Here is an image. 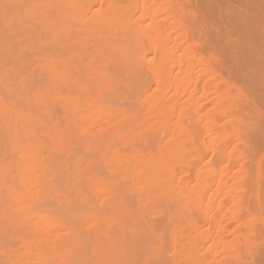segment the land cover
Masks as SVG:
<instances>
[{
	"label": "rangeland",
	"instance_id": "rangeland-1",
	"mask_svg": "<svg viewBox=\"0 0 264 264\" xmlns=\"http://www.w3.org/2000/svg\"><path fill=\"white\" fill-rule=\"evenodd\" d=\"M18 1L0 0V91H4L0 96L7 97L5 100L9 103L16 102L24 111L31 110L41 122L35 125L39 143L35 152L40 157L36 164L40 167L36 176L31 177L34 184L29 188L31 193L38 191L35 201L39 204L35 203L34 209L49 215L57 224L51 226L49 221L42 222L41 218L25 215L20 210L24 215L16 214L23 217L15 220L18 209L3 193L0 196V264H264V0H145L151 8L146 14L141 10L143 0H128L131 8L128 19L144 31L140 35L144 48L138 71L123 67L119 53L111 52L105 44L115 34L119 40L123 38L126 21L114 19L98 25L110 0H29L40 17V23L29 25L30 31L14 26V19L11 21ZM165 1L172 2V9L163 5ZM152 41L170 51L171 88L165 95V103L172 111L169 128L170 123L176 122L179 110L184 111L182 123L190 128L198 150L196 156L187 153L185 164L174 169L178 179L174 181H188V192L196 198L191 208L184 202H174L172 193L176 188L163 194L165 200L162 194L163 198L158 199L157 189H145L142 177L137 181L140 176H147L148 171L142 166V155H133L130 146L139 149L141 142L148 140V146L152 145L155 152L164 151L170 137L169 128L161 136L155 131L157 123L150 120L152 116H146L157 96L153 67L158 65L159 55L154 53ZM24 43L31 46H25L27 51ZM193 54V66L185 79L184 61ZM79 59L88 71L82 64L79 66ZM98 73L110 80L100 79ZM223 90L229 91V100L221 98ZM74 103L80 108L78 115L71 109L70 104ZM111 106L134 110L139 117L135 127L139 132L135 131L133 138L122 140L116 136L115 128L126 130L123 129L126 124L117 118ZM103 115L113 121L106 122ZM209 117L214 121L212 132L207 131ZM0 120L3 121L0 124V181L30 195L25 177L18 172L23 160L20 161L21 152L13 144L10 124L2 117ZM53 125L62 133L57 141L46 129ZM46 194L53 196V203L45 198ZM158 200H163L161 203L166 209H161ZM172 202L176 204L174 208L170 206ZM9 206L14 210H9ZM167 206L172 212H168ZM74 210L76 214L72 213ZM161 213L164 214L161 216ZM112 214L117 215L114 218ZM186 214L187 221L196 220L197 231L185 224L188 223ZM103 215L111 222L104 220V223ZM30 251L29 255L34 256L27 254ZM55 254L60 258L56 259Z\"/></svg>",
	"mask_w": 264,
	"mask_h": 264
},
{
	"label": "bare ground",
	"instance_id": "bare-ground-1",
	"mask_svg": "<svg viewBox=\"0 0 264 264\" xmlns=\"http://www.w3.org/2000/svg\"><path fill=\"white\" fill-rule=\"evenodd\" d=\"M168 1H170V0H168ZM168 1H165V3L163 4L164 6H169L171 9H172V7L170 6V4L172 3H170V2H168ZM13 6H14V3L12 4ZM15 5H16V3H15ZM18 6L15 8V15H13L12 16V22H14L15 21V23H16V25H14V26H17V27H19L20 29H24V28H26L27 29V31L29 30L30 31V29H29V25L30 24H35V23H40V17H39V11H38V9L37 8H35L31 3H30V1L29 0H19L18 1V4H17ZM173 5V4H172ZM9 6V5H8ZM8 6H5L6 8H8ZM12 6V7H13ZM10 7V6H9ZM11 10V9H10ZM13 10V9H12ZM141 10H142V12L143 13H150L151 12V8H150V6L149 5H147V3L145 2V0H143V2L141 3ZM12 12V11H11ZM130 12H131V8H130V2L128 1V0H110V2L108 3V9H107V12L106 13H104L100 18H99V20H98V25H105V24H107V23H111L112 22V20H114V19H118V21H121V20H126L124 23V26H125V28H122V31H123V33H122V36H123V38H121L120 40H119V38H117L116 37V34H115V36H112L111 37V39H109L111 42H107V43H105L106 44V46L110 49V51L111 52H118L119 53V55H120V58H122V64H123V67H125V68H127L128 70H132V71H138L139 70V63H138V61H139V57H140V55H141V52H142V50H143V48H144V45H143V43H142V40H141V33H143L144 31H143V29H142V27L139 25V24H137L136 22H131V20H129L128 19V17H129V14H130ZM3 13V12H2ZM12 13H14V11L12 12ZM7 14H8V11H7ZM10 15H11V13H9ZM36 14V15H35ZM5 15V14H4ZM3 15V16H4ZM9 15V16H10ZM7 19V18H6ZM13 19H14V21H13ZM9 20V19H8ZM36 21V22H35ZM9 23V22H8ZM1 25V24H0ZM3 25V24H2ZM5 25V24H4ZM1 27V26H0ZM7 27H8V25H7ZM9 28V27H8ZM12 29V28H11ZM15 29V28H14ZM6 30V29H5ZM8 31V30H7ZM12 30H10L9 32H11ZM14 31V30H13ZM34 32V31H33ZM6 34L8 33V32H5ZM15 33H17V32H15ZM26 33V32H25ZM3 36H4V34H3ZM6 36H9L8 34L6 35ZM30 36V35H29ZM10 37H11V33H10ZM9 37V38H10ZM34 37V36H33ZM3 38V37H2ZM12 38V37H11ZM19 38V37H18ZM7 39V38H6ZM14 39H16V38H14ZM14 39H12V40H14ZM25 39H26V37H25ZM18 40V39H17ZM32 40V39H31ZM0 41H1V39H0ZM26 42H28L27 40H25ZM25 41H23V42H25ZM2 42V41H1ZM17 42V41H16ZM21 42H22V39H21ZM12 43V42H11ZM18 43V42H17ZM16 43V44H17ZM29 43H30V41H29ZM15 44V45H16ZM13 45V44H12ZM15 45H13V46H15ZM18 45V44H17ZM16 45V46H17ZM21 45V44H20ZM28 45V46H27ZM27 45H25V43H24V47L26 46V47H31V46H29L30 44H27ZM8 46V45H7ZM15 46V47H16ZM15 47H12V48H15ZM18 48H20L19 46H17ZM16 47V48H17ZM25 47V50L27 51V48ZM15 48V49H16ZM152 49H153V51H154V53H157L158 55H159V63H158V65H157V67L156 66H154L153 68H154V70H155V74H156V91H157V96L155 97V99L153 100V106H152V108L151 109H149V112H147L146 113V116L148 115V116H152L151 118H150V120L152 119V120H154L156 123V127H155V131L157 132V133H159V134H161V133H163V130L164 129H167V128H169V118H171V115H172V111H171V108L170 107H168V104H166L165 103V95H166V92L171 88V80H170V74H171V68H170V63H171V61H170V54H169V49H167V48H165V46H163V45H161V44H159L158 42H156V41H152ZM14 50V49H13ZM18 49H16L15 51L16 52H19L18 53V55L21 53L20 51H17ZM21 50H22V48H21ZM25 51V52H26ZM8 53V52H7ZM11 53V52H10ZM14 53V52H13ZM1 54H3V53H1ZM5 54V53H4ZM15 54H17V53H15ZM14 55V54H13ZM21 55V54H20ZM4 56V55H3ZM8 56H9V54H8ZM7 56V57H8ZM21 56H24V55H21ZM142 56V55H141ZM18 57V56H17ZM25 57V56H24ZM23 57V58H24ZM9 58V57H8ZM14 58H16V57H14ZM20 58V57H19ZM18 58V59H19ZM195 58V55L193 54V55H191L187 60H185L184 61V65L183 66H185V71H184V78L186 79V74H187V72L192 68V61H193V59ZM199 58V60H201L202 59V57H198ZM204 58V57H203ZM22 60V59H21ZM198 60V61H199ZM204 60H205V58H204ZM1 61V60H0ZM7 61V60H6ZM5 61V62H6ZM15 61V60H14ZM17 61V60H16ZM22 61H24V63H25V59H23ZM79 62H80V64H79V66L82 64V68H86L87 67V65L86 64H83L84 62L82 61V59H79ZM9 64V63H8ZM3 65V64H2ZM5 65V64H4ZM14 66V65H13ZM22 66H25V64L24 65H22ZM19 67V66H18ZM21 69H22V67H21ZM24 70H25V68H24ZM26 70H27V67H26ZM81 70V69H80ZM82 70H84V69H82ZM86 71H88L87 70V68L85 69ZM84 70V72L86 73V71ZM153 70V69H152ZM20 71V70H19ZM28 71V70H27ZM23 74H25V72L23 73ZM101 74H103V73H101ZM101 74H99L98 73V76H100L101 78L100 79H103L104 81H106L107 82V80H110V78L109 77H107V75H101ZM22 76H25V75H22ZM85 76H87V77H89L88 76V74H86ZM18 77V76H17ZM85 79H86V77H85ZM12 80V79H11ZM103 80H101V81H103ZM186 81V80H185ZM28 82V81H27ZM12 83V82H11ZM30 83V82H29ZM92 84V83H91ZM186 84V83H185ZM189 84V83H188ZM14 85V84H13ZM31 85V84H30ZM84 85H87V84H84ZM41 86V85H40ZM83 86V85H82ZM186 86H187V84L186 85H184L183 86V88H185L186 89ZM85 87V86H84ZM93 87V86H92ZM227 87H229V85L227 86ZM226 87V88H227ZM1 88V87H0ZM32 88V87H31ZM35 88V87H34ZM34 88H32V90L34 89ZM86 88V87H85ZM115 88V87H114ZM113 88V89H114ZM87 90V89H86ZM86 90H84V91H86ZM98 90V89H97ZM116 90V89H115ZM141 90H142V88H141ZM177 90V89H176ZM227 90V89H226ZM222 91L220 94H221V98H225L226 100H229L228 99V96H229V91L227 92V91ZM237 90V89H236ZM17 92V91H16ZM49 92V91H48ZM47 92V93H48ZM109 92H111V90L109 91ZM116 92V91H115ZM142 92V91H141ZM194 92V91H193ZM3 93V95H4V91L2 92ZM1 93V91H0V95L2 94ZM45 94V93H44ZM49 94H51V92H49ZM83 94H85L86 95V93H83ZM109 94V93H108ZM192 93H190V95H191ZM34 95H35V92H34ZM39 94H36V96H38ZM88 95V94H87ZM112 95V94H111ZM114 95H115V93H114ZM10 96L11 95H9V98H10ZM15 96V95H14ZM35 96V97H36ZM41 96V95H40ZM120 96H121V94H120ZM118 97H119V95H118ZM38 98H39V96H38ZM83 98V97H82ZM107 99H108V97H106ZM114 98V97H113ZM123 97H121V99H122ZM5 99H7V97L6 98H3L2 96H0V116L4 119V120H6L9 124H10V126L9 127H11V134H12V141H13V144H14V146L15 147H17L18 148V150L21 152V153H19L20 155H21V157L22 158H20V161H21V159L23 160V167H21L22 169H21V171H18V172H20L19 174L21 175V176H24L25 177V182L27 183V185H26V183H25V186H28V188L29 187H33L32 186V184H34L33 183V179L32 178H34L33 176L37 173V171H38V168L40 167V166H38L36 163H37V160L38 159H40V157H39V154L38 153H36L35 152V149H36V146H39V143H37V138H36V133H35V125H36V123H41L38 119H37V117L36 116H34L33 114H31L30 113V111H24V110H22L20 107H17V103L15 102V103H9L8 102V100H5ZM106 100V99H105ZM126 101V100H125ZM124 101V102H125ZM78 102V101H77ZM99 103H101V100H100V102ZM106 103V102H105ZM110 103V102H109ZM112 103V102H111ZM16 104V105H15ZM40 104V103H39ZM113 104H114V102H113ZM112 104V105H113ZM20 105V104H19ZM115 105V104H114ZM118 105V104H117ZM117 105H115L116 107H117ZM119 105H121V104H119ZM70 106H71V109L74 111V113L76 114V115H78L80 112V108H79V106L77 105V104H70ZM123 106V105H122ZM23 107V106H22ZM25 107V106H24ZM90 107V106H89ZM114 108V107H112L111 106V110L113 111V112H115V114L117 113V115H118V117L117 118H119V119H121L123 122H125V126H123L124 128L123 129H126V130H120V129H118V128H115V130H114V133L116 134V136H118L119 138H127V140L128 139H131V136H132V138H133V136L135 135V127L137 126V123H139V117L136 115V113L135 112H133V111H131V110H121V109H119V108ZM120 107V106H119ZM30 108H31V106H30ZM130 108V107H129ZM196 108V107H195ZM32 109V108H31ZM92 109V108H91ZM25 110H26V108H25ZM196 111H197V109H195ZM89 111V110H88ZM96 111V110H95ZM97 112H99V111H97ZM33 113V112H32ZM82 113H84V112H82ZM98 116V115H97ZM104 116V115H103ZM183 116H186V113H184V111L182 112V110H179V112L177 113V120H176V122H172V123H170L171 125H170V134H169V139H168V142H167V146L165 147V148H163V150L164 151H159V150H157V152H155L154 150H156V149H154L153 147H152V145H150V146H148V144H147V142H148V140H143V142H141L140 141V139H139V141L142 143V146H141V144H140V146L141 147H139V149L138 148H134V147H132V145L130 146L131 147V152H133V155L135 154V153H137V154H140V156L142 157V160H143V165L142 166H144V168L148 171V175L147 176H145L144 178H143V176H140L139 178H138V180L137 181H139V179L142 177V185L144 186V188L145 189H147V190H153L154 189V191H155V189H157V194L160 192V196L159 195H157L158 196V199H161V198H163L164 197V193H168V192H170L171 193V191L174 189L175 190V188H176V191L174 192L173 191V195L175 196L173 199H175V203H177V204H179V202H184L187 206H191L192 207V205H194L197 201H196V198L193 196V195H191L189 192H188V189H187V185H188V181L186 182V181H183V182H175L174 181V179H175V166L177 165H179V164H185V155L187 154V153H192L191 155L192 156H196L197 155V153H198V150H197V147H196V144H195V140H194V137H193V134L189 131V129L187 128V126L184 124V123H182V121H185V120H183ZM0 117V118H1ZM36 117V118H35ZM96 117V116H95ZM106 122H112L109 118H107V117H102ZM116 118V117H115ZM43 119V118H42ZM49 119L51 120L52 118L51 117H49ZM102 119V121H104ZM118 119V120H119ZM209 119V128L207 129V131L208 132H212L213 130H212V128H211V126L214 124V121H213V119L212 118H208ZM79 119L77 118V120L76 121H78ZM114 120H116V119H114ZM147 120V119H146ZM1 121V120H0ZM238 121V120H237ZM3 122V121H2ZM2 122H0V124L2 123ZM45 122V121H44ZM51 122V121H50ZM80 122V121H79ZM79 122H77V123H79ZM149 122V121H148ZM85 123H87V120H85ZM84 123V124H85ZM88 123H90L89 121H88ZM115 123V122H114ZM50 124H52V123H50ZM83 124V125H84ZM91 124V123H90ZM147 124V123H146ZM186 124H187V121H186ZM80 125H81V122H80ZM89 125V124H88ZM87 125V126H88ZM100 125H101V123H100ZM105 125H106V123H105ZM118 125V124H117ZM153 125V124H152ZM43 126H45V125H43ZM82 126V125H81ZM90 126V125H89ZM92 126V125H91ZM126 126H128L127 128H125ZM142 126H143V124H142ZM155 126V125H154ZM153 126V127H154ZM84 127H85V125H84ZM106 127V126H105ZM144 127V126H143ZM87 128V127H86ZM91 128V127H90ZM151 128V127H150ZM37 129V128H36ZM47 130H48V132L51 134L50 136L52 137H54L55 136V138H56V141H57V139H58V137H61V135H62V133L61 134H59V130H58V128H57V126H55V125H53V126H51V127H48V128H46ZM78 129H80V127L78 128ZM153 129V128H152ZM152 129L150 130V133H151V131H152ZM144 130V129H143ZM87 131V130H86ZM138 131V130H137ZM136 131V132H137ZM142 131V130H141ZM88 132H89V129H88ZM139 132V131H138ZM143 133H144V131H142ZM90 133V132H89ZM153 133H154V131H153ZM110 134V133H109ZM143 135V134H142ZM158 135V134H157ZM156 135V136H157ZM163 134H161V136H162ZM73 136H74V134H73ZM128 136V137H127ZM144 136H145V134H144ZM40 137V136H39ZM140 137V136H139ZM138 137V138H139ZM160 137V136H159ZM4 138V137H3ZM114 138V137H113ZM42 139V138H41ZM44 139H46L45 137H44ZM52 139V138H51ZM80 139V138H79ZM120 139V140H121ZM135 139H136V137H135ZM5 140V139H4ZM54 140V138L52 139V141ZM123 140V139H122ZM125 140V139H124ZM46 141V140H45ZM51 141V142H52ZM55 141V142H56ZM116 141V140H115ZM114 141V142H115ZM136 141V140H135ZM145 141V142H144ZM3 142H5V141H3ZM8 142V141H7ZM127 142V141H126ZM139 142V143H140ZM53 143H54V141H53ZM111 143V142H110ZM116 143H118V141L116 142ZM151 143H153V141H151ZM156 143H157V141H156ZM81 144V143H80ZM121 144V143H120ZM123 144V146H124V144H125V142H123L122 143ZM134 144V143H133ZM137 144V143H136ZM135 144V145H136ZM83 145H84V143H83ZM100 145V144H99ZM154 145V144H153ZM86 146H87V144H86ZM91 146V145H90ZM98 146V145H97ZM57 147V146H56ZM113 147V146H112ZM111 147V148H112ZM136 147V146H135ZM92 148V147H91ZM90 149V148H89ZM113 149V148H112ZM120 149V148H119ZM123 149H124V147H123ZM126 149V148H125ZM127 149H128V147H127ZM127 149L126 150H124L125 151V153L127 152ZM154 149V150H153ZM159 149H160V147H159ZM162 149V148H161ZM101 150H103V149H101ZM49 151V150H48ZM122 151V150H121ZM123 151V152H124ZM68 152V151H67ZM112 154H115L114 152H111ZM128 153V152H127ZM107 154V153H106ZM110 154V153H109ZM132 154V153H131ZM130 154V155H131ZM145 155V156H144ZM117 156V155H116ZM115 156V157H116ZM124 155H122V157H123ZM50 157V156H49ZM94 157H96V155L95 156H93V158ZM190 157V156H189ZM50 158H52V157H50ZM69 158H71V157H69ZM92 158V157H91ZM117 158V157H116ZM191 158V157H190ZM189 158V159H190ZM68 159V158H67ZM66 159V160H67ZM81 159V158H80ZM112 159H113V157H112ZM51 160H53L52 162H54L55 160L52 158ZM71 160H73V158H71ZM92 160V159H91ZM114 160H115V158H114ZM138 160V159H137ZM141 160V159H140ZM139 160V161H140ZM79 161V160H78ZM190 161V160H189ZM95 162V161H94ZM116 162V161H115ZM121 162V161H120ZM130 162H131V160H130ZM129 162V163H130ZM41 163V162H40ZM132 163H134V162H132ZM136 163V162H135ZM137 163H138V161H137ZM137 163L136 164H134V166H136V168L138 167L137 166ZM140 163V162H139ZM57 165V164H56ZM93 165H95V164H93ZM120 165V164H119ZM125 165V164H124ZM130 165V164H129ZM109 166H111V165H109ZM113 166V165H112ZM131 166H132V164H131ZM95 167H96V165H95ZM95 167H93V168H95ZM185 169H187V168H185ZM41 172L43 173V169H42V167H41ZM54 170H56V169H54ZM62 172L63 173V171H60V170H58L57 169V172ZM96 171V170H95ZM45 172H47V171H45ZM74 173V172H73ZM56 174V173H55ZM59 173H57V175H58ZM65 174V173H64ZM63 174V175H64ZM75 174V173H74ZM63 175H61V176H63ZM66 175V174H65ZM99 175V174H98ZM108 175V174H107ZM144 175V174H143ZM36 176V175H35ZM104 176H106V175H104ZM221 176H222V174H221ZM32 177V178H31ZM65 177V176H64ZM64 177H62V179L64 180ZM70 177V176H69ZM23 178V177H22ZM105 178H107V176L105 177ZM24 179V178H23ZM68 179V178H67ZM112 179V178H111ZM116 179V178H115ZM185 179V178H184ZM5 180H6V177H5ZM17 180V179H16ZM35 180V179H34ZM69 180H71V179H69ZM97 180V179H96ZM106 180H108V179H106ZM175 180H178V179H175ZM36 181V180H35ZM111 181V180H110ZM182 181V180H181ZM10 182V181H9ZM67 182H69V181H67ZM66 182V183H67ZM107 182V181H106ZM109 182V181H108ZM24 183V182H23ZM48 183V182H47ZM47 183H46V185H47ZM120 183V182H119ZM119 183H118V185H119ZM135 183H137V182H135ZM139 183V182H138ZM137 183V184H138ZM14 184V183H13ZM52 184V183H51ZM98 184V183H97ZM136 184V185H137ZM71 185H72V183H71ZM125 185H127V184H125ZM134 185V184H133ZM102 186V185H101ZM122 186H123V183H122ZM128 186V185H127ZM137 186H139V184L137 185ZM136 186V187H137ZM53 187V186H52ZM109 187V186H108ZM119 187V186H118ZM131 187H134V188H136L135 186H131ZM142 187V186H141ZM26 188V187H25ZM54 188H55V186H54ZM113 188V187H112ZM123 188H124V186H123ZM138 189H140L139 187H137ZM130 189H133V188H130ZM143 189V188H142ZM29 190V192H30V188L28 189ZM31 190H33V189H31ZM112 190H114V189H112ZM119 190H120V188H119ZM126 190V189H125ZM141 190V189H140ZM139 190V191H140ZM56 191V190H55ZM102 191V190H101ZM124 191V190H123ZM131 191H133V190H131ZM38 192V191H37ZM37 192L36 191H32V193L29 195V194H26V193H24V192H22V191H20V190H18L15 186H13V185H7V184H5L4 182H1L0 181V196H3V193H4V195H5V198L7 197V200H9V202H10V204H12L13 206H14V208L15 209H18V211L17 210H15V211H17V213H14L15 214V220H19L20 218H22V217H17V216H20L21 215V213H20V211H24L25 212V215H31V216H33V215H35L38 219H40L42 222H45L46 223V221L48 222H50L51 224V226H55L57 223H56V221H54V219L52 218V217H50L49 215H45V214H43L40 210H36V209H34V204L36 203V205H38L39 203L38 202H36L35 200L37 199V197H38V194H37ZM48 192V191H47ZM54 192V191H53ZM126 192V191H125ZM46 193V192H45ZM60 193V192H59ZM120 193V192H119ZM143 193V192H142ZM146 193V192H145ZM156 193V192H155ZM51 194V193H50ZM49 194V196L48 197H45V198H48L50 201H52V200H54V198H52L53 196L52 195H50ZM100 194V193H99ZM103 194V193H102ZM105 194V193H104ZM111 194V193H110ZM113 195H115L114 193H112ZM111 194V195H112ZM163 195V197H162V195ZM68 195V194H67ZM101 195V194H100ZM140 195V194H139ZM142 195V194H141ZM144 195V194H143ZM149 195V194H148ZM52 196V197H51ZM149 196H152V195H149ZM59 198H60V196H58ZM71 197V196H70ZM106 197V196H105ZM111 197V196H110ZM129 197V196H128ZM0 198H2V197H0ZM52 198V199H51ZM132 198V197H131ZM143 198V197H142ZM258 198V197H257ZM62 199H64L65 200V198L63 197ZM61 199V200H62ZM168 198L166 197V200H167ZM236 199V198H235ZM237 199H239V198H237ZM6 200V199H5ZM44 200H46V199H44ZM60 200V199H59ZM58 200V201H59ZM120 200V199H119ZM137 200V199H136ZM136 200H134V201H136ZM143 200H144V198H143ZM164 200H165V197H164ZM1 201V200H0ZM47 201V200H46ZM49 201V202H50ZM130 201V200H129ZM140 201H141V199H140ZM159 201V200H158ZM163 200H161V201H159L160 202V204H162V208L161 209H166L165 207V205H167V204H164V206L165 207H163V203H161ZM168 201V203H170L169 202V199L167 200ZM45 202V201H44ZM48 201H47V203H49ZM64 202V201H63ZM144 202H146L145 200H144ZM165 202V201H164ZM174 202H172L171 204L172 205H170V206H172L173 208H174ZM237 202V201H236ZM38 203V204H37ZM52 203H53V201H52ZM116 203V202H115ZM132 203V202H131ZM49 204H51V203H49ZM56 204V203H55ZM144 204V203H143ZM146 204V203H145ZM159 204V205H160ZM6 205V204H5ZM46 205V204H45ZM52 205V204H51ZM109 205V204H108ZM112 205V204H111ZM110 205V206H111ZM176 205V204H175ZM7 206V205H6ZM12 206V207H13ZM41 206H42V204H41ZM44 206V205H43ZM50 206V205H49ZM53 206H54V204H53ZM126 206V205H125ZM154 206V205H153ZM152 206V207H153ZM156 206H157V204H156ZM161 206V205H160ZM159 206V207H160ZM179 206V205H178ZM11 206H9V208H10ZM69 207V208H68ZM67 207V209L68 210H70V206H68ZM73 207H74V205H73ZM72 207V208H73ZM146 207V206H145ZM148 207H149V205H148ZM190 207V208H191ZM6 208V207H5ZM14 208H10L9 210H11V209H13L14 210ZM46 208V207H45ZM54 208V207H53ZM76 208V207H75ZM85 208V207H84ZM117 208V207H116ZM124 208V207H123ZM39 209V208H38ZM94 209V208H93ZM148 209H150V211L152 210L151 209V205H150V207L148 208ZM161 209H158V210H161ZM167 209L169 210H167L168 212H172L171 211V209H169L168 208V206H167ZM186 209V208H185ZM20 210V211H19ZM52 210V209H51ZM55 211H56V209H54ZM77 210V209H76ZM76 210H74L72 213H74ZM102 210L104 211V209L102 208ZM116 210V209H115ZM158 210H156L157 212H158ZM175 211H177L176 209H174ZM14 211V212H15ZM47 211V210H46ZM55 211H54V213H55ZM91 211H92V209H91ZM101 211V210H100ZM106 211V210H105ZM109 212H110V210H108ZM118 211V210H117ZM124 211V210H123ZM166 210H163L162 212H165ZM174 211V212H175ZM20 214H19V213ZM57 212V211H56ZM64 212V211H63ZM66 212V211H65ZM99 212V211H98ZM97 212V213H98ZM109 212H106V213H109ZM114 212V211H113ZM120 212V211H119ZM135 212V211H134ZM143 212V211H142ZM147 212V211H146ZM145 212V213H146ZM5 213V212H4ZM105 213V214H106ZM112 213V212H111ZM128 213V212H127ZM152 213H154V210H153V212ZM160 213V212H159ZM159 213H158V215H159ZM184 213H187V212H184ZM246 213H247V211H246ZM250 213V212H249ZM16 214H17V216H16ZM23 214V213H22ZM51 214V213H50ZM53 214V213H52ZM58 214V213H57ZM69 214V213H68ZM74 214H76V213H74ZM78 214V213H77ZM84 214V213H83ZM82 214V215H83ZM99 214H100V212H99ZM103 214V213H102ZM118 214V213H117ZM116 214V215H117ZM120 214V213H119ZM162 214H164V213H161V216H162ZM174 214H176V213H174ZM189 214H191V211L189 212ZM24 215V214H23ZM54 215V214H53ZM72 215V214H71ZM113 215H115V214H112L111 216H113ZM116 215H115V217H116ZM124 215V214H123ZM128 215V214H127ZM126 215V216H127ZM130 215V214H129ZM142 215V214H141ZM145 215V214H144ZM177 215H179V214H177ZM186 215H188V214H186ZM192 215V214H191ZM5 216H6V213H5ZM9 216V215H8ZM60 216H62V215H60ZM70 216V215H69ZM106 215H103L102 216V221L104 222V220H106V222H111L110 220L109 221H107V219H106V217H105ZM135 216V215H134ZM180 216V215H179ZM249 215H247L246 217H248ZM3 217V216H2ZM10 217H12V216H10ZM77 217V216H76ZM114 217V216H113ZM114 217V218H115ZM119 217H121V216H119ZM129 217V216H128ZM127 217V218H128ZM131 217V216H130ZM136 217V216H135ZM187 217V216H186ZM185 217V221H187L186 219H189V215H188V217L186 218ZM250 217V216H249ZM3 218H5V217H3ZM14 218V217H13ZM70 218V217H69ZM74 218V217H73ZM88 218V217H87ZM104 218V219H103ZM6 219V218H5ZM126 218H123V220H125ZM133 219V218H132ZM46 220V221H45ZM64 220V219H63ZM66 220H67V218H66ZM70 220H71V218H70ZM74 220H76L75 218H74ZM89 220H90V218H89ZM91 220H93L94 221V219H91ZM115 220V219H114ZM130 220H131V218H130ZM125 221H127V220H125ZM146 221V220H145ZM106 222H104V223H106ZM122 222V221H121ZM188 223H186L185 222V224L186 225H188L190 228H192V230L193 231H197L198 229H197V223H196V220L195 221H193V220H189V221H187ZM12 223V222H11ZM93 223V222H92ZM120 223V222H119ZM174 223L176 224V221H174ZM49 224V223H48ZM66 224H69V222L68 223H66L65 222V225ZM89 224V222H87L86 223V226ZM102 224V223H101ZM174 224V228H177V227H175L176 225ZM74 225V224H73ZM72 225V226H73ZM79 225V224H78ZM90 225H91V223H90ZM109 225V224H108ZM113 226H114V224H112ZM68 226H70V225H68ZM85 226V225H84ZM89 226V225H88ZM126 226V225H125ZM75 227V226H74ZM249 227V226H248ZM56 228V227H55ZM72 228V227H71ZM119 228V227H118ZM247 228V227H246ZM250 228V227H249ZM101 229V228H100ZM251 229V228H250ZM60 230V229H59ZM58 230V231H59ZM62 230V229H61ZM78 230V229H77ZM93 230V229H92ZM95 230V229H94ZM82 231V230H81ZM97 231V230H96ZM102 229H101V233H102ZM62 232V231H61ZM93 232V231H92ZM247 232V231H246ZM251 232V231H250ZM59 232H57V234H58ZM66 233V232H65ZM103 233H105V230H104V232ZM62 234H64L63 232H62ZM90 234H92V233H90ZM96 234V233H95ZM95 234H93V235H95ZM107 234H109L110 235V233H107ZM87 235V234H86ZM55 236H56V234H55ZM80 236V235H79ZM81 236H83V235H81ZM97 236V235H96ZM87 237V236H86ZM94 237V236H93ZM71 238V237H70ZM73 238V237H72ZM71 238V239H72ZM95 239H98L97 237H94ZM100 238V237H99ZM102 238V237H101ZM106 238V237H105ZM111 239L112 240V238L111 237H108L107 239ZM74 239V238H73ZM79 239H81V238H79ZM92 239V238H91ZM113 239H116L115 237L113 238ZM242 239V238H241ZM247 240V239H246ZM245 240V241H246ZM73 241V240H72ZM76 241V240H75ZM85 241H86V239H85ZM91 241V240H90ZM116 241V240H115ZM120 241V240H119ZM94 242V241H93ZM98 242V241H97ZM99 242H101V241H99ZM189 242H191V240L189 241ZM69 243H70V241H69ZM86 243V242H85ZM96 243V242H95ZM116 243H118V242H116ZM66 244H68V243H66ZM94 244V243H93ZM92 244V245H93ZM100 244V243H99ZM119 244H121L120 242H119ZM118 244V245H119ZM235 244V243H234ZM71 245V244H70ZM91 245V246H92ZM106 245V244H105ZM112 245V244H111ZM110 245V246H111ZM236 245V244H235ZM75 246H76V244H75ZM231 246V245H230ZM237 246H238V244H237ZM240 246V245H239ZM242 246V245H241ZM243 246H244V244H243ZM40 247V246H39ZM67 247V246H66ZM70 247V246H69ZM76 247H78V246H76ZM87 247V246H86ZM99 247V246H98ZM115 247H116V245H115ZM114 247V248H115ZM53 248V247H52ZM68 248V247H67ZM109 248V247H108ZM117 248H118V246H117ZM230 248V247H229ZM231 248H232V246H231ZM3 249V248H2ZM86 249V248H85ZM90 249V248H89ZM104 249V248H103ZM113 249V248H112ZM111 249V250H112ZM238 249V248H237ZM70 250V249H69ZM101 250V249H100ZM99 250V251H100ZM107 250V249H106ZM110 250V249H109ZM114 250V249H113ZM234 250V249H233ZM35 251V250H34ZM56 251H58V249L56 250ZM76 251V250H75ZM115 251V250H114ZM113 251V252H114ZM117 251V250H116ZM58 252H62L61 250L60 251H58ZM77 252H78V248H77ZM119 251H117V253H118ZM29 253H31V251L30 252H28L27 254L29 255ZM41 253V252H40ZM67 253V252H66ZM71 253H72V251H71ZM86 253H88V252H86ZM98 253V252H97ZM99 253H101V251L99 252ZM233 253V252H232ZM57 254V253H56ZM55 254V255H56ZM60 254V253H59ZM77 254V253H76ZM89 254V253H88ZM95 254V253H94ZM93 254V255H94ZM113 254V253H112ZM32 255V254H31ZM31 255H29V256H31ZM50 255V254H49ZM72 254H70V256H71ZM87 255V254H86ZM86 255H85V257H86ZM105 255H107V254H105ZM117 255V254H116ZM32 256H34V254L32 255ZM43 256V255H42ZM47 256V255H46ZM57 256V255H56ZM55 256V257H56ZM68 256H69V251H68ZM73 256H74V254H73ZM72 256V257H73ZM80 256V255H79ZM88 256V255H87ZM101 256H102V254H101ZM107 256H109V254L107 255ZM110 256H111V254H110ZM118 256H120V255H118ZM72 257H71V259H72ZM96 257V256H95ZM112 257V256H111ZM10 258V257H9ZM9 258H8V261H9ZM34 258V257H33ZM48 258V257H47ZM58 258H60L59 256H57V258L56 259H58ZM69 258V257H68ZM77 258V257H76ZM97 258H98V256H97ZM105 258H107V257H105ZM104 258V260H106ZM114 258H115V256H114ZM118 258V257H117ZM46 259V258H45ZM55 259V260H56ZM75 258H73L72 260H74ZM84 259V258H83ZM109 259V258H108ZM54 260V261H55ZM77 260V259H76ZM103 260V261H104ZM115 260V259H114ZM114 260H112V261H114ZM14 261V260H13ZM37 260L35 259V262H36ZM38 261H41L40 259L38 260ZM60 261V260H59ZM98 261H100V259L98 260ZM111 261V262H112ZM42 262V261H41ZM74 262V261H73ZM79 262V261H78ZM81 262V261H80ZM105 262H107V261H105ZM108 262H110L109 260H108ZM107 262V263H108ZM110 262V263H111ZM37 264L39 263V262H36ZM52 263V262H51ZM70 263H71V261H70ZM84 263V262H83ZM82 263V264H83ZM100 263V262H99ZM116 263V262H115ZM17 264V263H16ZM65 264V263H64ZM74 264H76V263H74ZM95 264V263H94ZM109 264V263H108ZM113 264H114V262H113ZM118 264V263H117Z\"/></svg>",
	"mask_w": 264,
	"mask_h": 264
}]
</instances>
